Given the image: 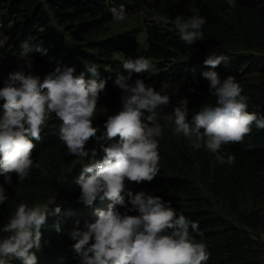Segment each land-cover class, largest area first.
I'll use <instances>...</instances> for the list:
<instances>
[{"label": "trees", "instance_id": "trees-1", "mask_svg": "<svg viewBox=\"0 0 264 264\" xmlns=\"http://www.w3.org/2000/svg\"><path fill=\"white\" fill-rule=\"evenodd\" d=\"M0 37L39 86L0 101V247L41 212L0 264H264V0H0ZM76 102L120 124L61 182L96 137Z\"/></svg>", "mask_w": 264, "mask_h": 264}, {"label": "rangeland", "instance_id": "rangeland-1", "mask_svg": "<svg viewBox=\"0 0 264 264\" xmlns=\"http://www.w3.org/2000/svg\"><path fill=\"white\" fill-rule=\"evenodd\" d=\"M128 26L139 27V21L135 22L132 20L129 22ZM185 32L187 35H190L199 41V38L196 36V34L192 33L191 31ZM101 34H103V32H101ZM4 41L5 39L0 37V78L7 80L6 85L5 82L2 84L4 89L0 86V101L15 97L16 94L18 95V93L22 92V87H24V90H30L33 88L37 89L39 87L34 82H24L26 75L25 70L28 67V64L21 58H18V52L16 50L7 48ZM79 105L80 104L76 102L72 104L69 109L67 108L68 110L66 113L69 115L81 112L79 117L77 115L76 117L78 118L72 122L69 127H71L73 131H77L81 128H88L89 132H94L95 130L96 137L91 145L85 148L81 146L77 151L74 152L72 164L63 173L61 182L65 181L69 174L76 169V166L85 160L86 154L94 147L95 142H98L103 138L108 129L120 124L118 122H111L112 119L116 118L114 113L117 106L116 102L112 104H95L92 105V107L90 106L84 109L83 106ZM77 106L80 108H77ZM76 108L77 110H75ZM55 118H58L57 115H53L47 111L43 112L42 117L35 128H41L47 124L50 119ZM10 124L11 123H5L4 121L0 120V136L8 137L12 134L18 133L19 130L16 127V123L14 127H11ZM123 186L125 185L121 181L115 182L114 180L113 183L112 181L103 180L99 183L93 184L92 187L94 188V191L100 195L101 193H104V191L112 192L122 188ZM40 213L41 212L39 211L34 214V217L28 220L24 226L20 228L12 240L0 247V263L2 261H6L9 256L21 251V243L28 237ZM107 224L108 227L106 232L99 233L95 239L96 245L100 246L102 251L106 252L107 256H110L112 259H119L121 257L122 259H126V253L135 252L139 248L140 244L135 240L136 235L134 233L126 230V227L115 228L110 225L109 222H107Z\"/></svg>", "mask_w": 264, "mask_h": 264}]
</instances>
